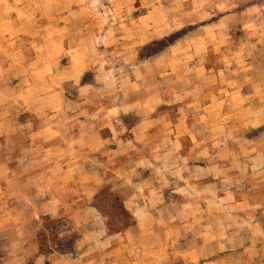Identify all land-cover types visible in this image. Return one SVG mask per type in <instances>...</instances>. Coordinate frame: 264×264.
I'll return each mask as SVG.
<instances>
[{
  "label": "rangeland",
  "instance_id": "rangeland-1",
  "mask_svg": "<svg viewBox=\"0 0 264 264\" xmlns=\"http://www.w3.org/2000/svg\"><path fill=\"white\" fill-rule=\"evenodd\" d=\"M226 64L246 92L264 81V0H0V264H194L181 255L195 234L221 238L211 226L238 217L264 250V126L243 135L251 149L237 135L180 162L161 128L133 132L139 102L158 93L161 120L172 84ZM230 190L258 211L215 214L239 200L215 197ZM194 200L201 228L178 230ZM230 249L206 245L198 264L252 258Z\"/></svg>",
  "mask_w": 264,
  "mask_h": 264
},
{
  "label": "crops",
  "instance_id": "crops-1",
  "mask_svg": "<svg viewBox=\"0 0 264 264\" xmlns=\"http://www.w3.org/2000/svg\"><path fill=\"white\" fill-rule=\"evenodd\" d=\"M245 48L246 46H243L242 49L245 50ZM170 63L172 62H169V65ZM226 66L227 64L224 65V67L208 70L205 74L198 69L191 70L190 72L192 76H194L190 81H187L186 79L183 80L182 78L180 81L172 84L179 85V88L170 94L167 100L161 98L165 110L161 120L158 119L159 117L156 118L152 113L158 106L155 104L160 102V95H158L157 92V95L154 93L153 96H148L147 99L139 102L138 106L133 111L134 115L138 118L133 129L134 134L137 136V134L140 135L141 132L142 135H151V133L154 134L157 132L156 129H159L158 131L162 129V147L164 148L163 156L164 158L176 159L178 162L181 160L180 152L185 148L194 150L206 149L211 151L212 155L215 151H218L220 147H222L223 150L231 151L233 148H236L233 142L237 135L238 138H240L239 135H242L241 139L243 140V144L237 145V148H240L241 150L251 149L252 142L244 140L243 135L254 130H262L264 126V81L255 84L252 89L253 92H246L244 91L245 87L251 86L249 78H245L244 75H235V72L228 69ZM167 71H169V69L164 72ZM182 72L187 75V67L180 69L179 76H181L180 74H183ZM167 74V78H171V72H168ZM207 74L208 76L210 75V82H208V84L205 83V81L200 83V79L204 80ZM145 109H147L148 112L143 114L142 110ZM172 110H176L177 112L171 113ZM143 127H145V129H143ZM207 133H209L210 136L209 138H206L207 140H204ZM220 134L221 136H219ZM167 141L168 145H165ZM185 142H189V145L186 146L184 144ZM263 148L264 147H262V149ZM258 149L262 150L260 146ZM229 155V152L226 153V157ZM154 158H156L155 155ZM170 164L171 162L168 161V165ZM208 164L211 166L220 164L223 166H229L230 163L228 161L220 163L217 160H211ZM176 192L180 196L188 193L181 190ZM189 193L194 194L193 196L195 198H203L202 192L198 193L197 190L192 192L189 191ZM216 194V198H219L220 196H229L230 194H232L234 198L235 196L239 198V200L233 201V204L230 203L226 205V209L220 207L221 209H218L215 213L217 215L223 214L222 212H225L224 210L230 212L232 215H241L245 208L258 211L257 209L259 207L247 203L245 197H240L241 192L236 193L235 191L230 190L225 193L217 192ZM197 202L198 200H194L192 206H189V211H194V215L191 213L193 218L189 217L186 219V222L183 220L176 222L179 226L178 230H183L186 227L189 229L195 228V230L201 228L200 223L203 219L202 213L197 216V214H199L197 211L199 209L201 210L196 204ZM180 210L181 207L178 209V212L181 213ZM216 216L212 214L210 217H212L213 220ZM210 217H208V219ZM193 221L195 222V225L191 223ZM237 221L241 223L242 219L238 217L236 220H219L217 223L215 222L217 225L211 226V231H228V234L226 236H221V238H211L209 239L210 241L204 242L203 237L195 234L192 239L194 242V249L185 251L184 255L181 256H188L190 258V263L198 264L204 259L203 251L206 245L216 247L217 252H220L222 246H229L232 252L242 250L244 255L250 252V257L252 256V258H250V260H245L244 264H264V250L256 248L257 246H260V242L254 241L252 237H250L249 231L243 232V229H239L240 231L236 230L233 222ZM187 223L190 225H187ZM232 223L233 226L230 225ZM184 224L186 225L184 226ZM173 226L170 227V231L172 229L174 230ZM164 240L167 242V245H170L174 239ZM183 240L182 237L176 239L179 244L183 243L182 245H186L187 242H183ZM213 256L215 257L212 253L207 257L210 261L208 264H216L213 262Z\"/></svg>",
  "mask_w": 264,
  "mask_h": 264
}]
</instances>
